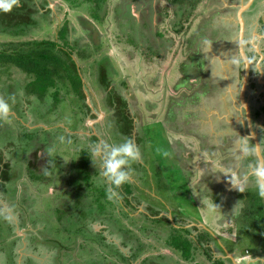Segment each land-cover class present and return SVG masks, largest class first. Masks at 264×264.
Returning a JSON list of instances; mask_svg holds the SVG:
<instances>
[{
  "label": "rangeland",
  "instance_id": "rangeland-1",
  "mask_svg": "<svg viewBox=\"0 0 264 264\" xmlns=\"http://www.w3.org/2000/svg\"><path fill=\"white\" fill-rule=\"evenodd\" d=\"M34 1L41 7L45 6L43 15L34 14V17L37 18V25L31 28L28 35L12 36L0 33L1 42L55 39L58 30L66 21L73 28L72 40L81 39L82 43L91 42L90 30L81 23V18L90 20L88 1L79 0L81 4L75 6H71L67 0ZM126 1H104L103 13L107 11L108 15L103 23L96 21L94 23L99 33L98 42L101 44V49L90 57L82 59L80 66L83 78L90 85L92 70H94L93 63L108 56L111 61L110 65L113 64L114 68L113 77L111 74L114 84L119 86L122 80L127 82L126 93L130 98L131 112H133L136 124L134 134L138 132L141 136V142H135L140 149V158L130 165L124 166L131 176L129 184L132 185L134 192L129 198L135 208L128 205L119 192H114L118 200L114 207L113 220L106 225L101 221L94 225L95 230H104L109 241L114 242L113 246L95 245L89 247L86 244L82 245V238L79 236L68 237V231L64 229L65 226L58 221L57 208L65 210V214L70 212L67 204L74 196L69 191L72 190L68 182L70 167L79 150L88 147L92 151L94 148L95 143L92 141L93 134H90V125H93L98 130L99 136L104 138V144L115 146L129 139H126V135L122 134L117 126V116L112 113L105 114L107 108L98 109L97 113L102 112V114L96 122L86 120V112L80 109L82 102L73 95H67L65 89L61 90L65 97L63 99L60 96L61 101L58 105L51 103L52 97H46L39 101V104L38 102L37 104L26 102L28 100L24 98L22 107L27 112L23 114L24 110L18 108L19 103H12L7 99L6 96H10L9 93H15V89L7 90L8 86L4 82L7 78L2 75L0 77V98L8 100L12 105V113L7 120H0V145L6 146L11 143L14 146L11 147L8 144L4 156L6 163L13 166L9 180L13 183L6 186L5 189L7 193H14L15 197L9 195L8 197H11L10 204L5 202L4 207H0V214L4 213L5 215H0V226L3 227L0 230V262H3L7 256L6 264H13L15 251L13 252L12 249L15 246V250L18 248L24 254L34 255V258L21 255L18 264H22V262L29 264H90V262L109 264L110 260L116 259L112 249L116 245H120L122 250L128 254L133 250L139 254L134 264H141L142 259L147 256H150V259L156 258L154 262L160 264H212L208 256L203 253L202 246H198L199 243H196L197 249H195L197 257L194 260H186L166 244V235L159 236L160 234L157 232L146 233L143 231L144 226L153 227V225L157 227L156 230L160 229L166 233L171 231L169 228L172 224H169L168 228L167 225L153 224L148 220V215L152 213L150 208L153 206L157 210H161V214H173V220L170 219V222L179 221L183 227H191L195 223L207 227L216 235L215 238L209 237L216 243L215 247L227 252L226 255L211 247L214 251L213 255L229 257L234 261L233 264H248V254L252 255L261 245L260 242H257V231L252 232L253 235H247L249 228L246 231L243 229L239 231L235 227L236 229L230 228V232H228L229 224L224 223V236L220 235L222 226L219 225L222 222H219L220 218L225 215L224 205L222 202L216 203L214 197H208L204 184L198 185L205 173H208L207 175L212 181L215 179L216 185L217 179H222L223 175L230 179L235 177L233 174H236L223 164L222 151L228 149L223 145L222 136L225 134V130L216 125L217 119L222 118L220 114H216L219 112L216 108L218 109L221 104H218L219 106L217 103L215 104L216 98H218V96L215 97L218 94L219 86L217 85H219L221 76L232 79L231 73L235 71L234 61L228 57L233 53L227 47V43H224L226 48L218 46L215 40L218 38L216 33H214L213 39L210 37L213 34L212 18H215L216 25L224 27L235 21L237 9H229L220 4L222 9L215 15L216 12L210 10L209 3L212 0H202L197 7L191 6L187 1L182 8L175 7L168 0H154L156 9H161L159 12L162 13L160 15L158 13L161 21L155 15L150 18V11H146V17L143 20L147 25L143 26L142 20L140 23L137 21L133 31L130 24L119 27L118 23L119 19H122L121 23L127 22L121 16L118 18L116 13L118 7H121V4ZM152 1L143 0V4L149 6ZM229 1L225 0L222 3L225 4ZM187 11L191 13L189 20L185 19L187 21L184 23L185 30L176 35V31L173 30L169 21L177 14L181 18L182 13ZM247 14L250 15V13ZM3 15V12H0V17L6 16ZM51 15L54 16L49 22ZM183 17L185 16L183 15ZM158 22H161L158 26L162 34L154 31L157 28L155 23ZM204 29L209 30L207 31L209 35L204 33ZM148 39L149 42H147ZM171 40L173 44L170 46L168 56L160 59L157 52L168 50V41L171 42ZM137 43L141 45H136ZM151 45H153L152 48ZM90 46H92V42ZM193 54H197L202 60L205 59L204 56L209 58L208 64L203 68V70L207 69L208 73L204 74L199 71L197 76L190 75L189 80H185L182 71L186 64H195L191 58ZM7 80H13L12 83H14L16 78L13 75ZM185 81L190 83L183 85ZM92 84L94 85V83ZM92 84L89 89L91 100L88 101L95 105L101 100V96L98 95L101 91L97 90V93ZM210 84L212 88H210ZM208 93H213V100H205L204 96L196 99L197 96ZM220 99L223 97L221 96ZM92 100L95 101V104ZM193 105L198 110L196 119L191 114L194 109ZM47 109L51 111H47ZM211 110H213L212 113ZM106 115L110 117L105 118ZM193 120H196L197 123ZM23 125L37 130L40 141L46 143L39 151L31 149L36 143L33 142L36 138L28 139ZM180 139L182 141H179ZM178 142H183L184 145ZM227 147L230 148V145ZM175 150L180 153L184 152L189 157L191 155L190 160L185 162V166H189V170L185 172L190 175V181L188 179L184 181L185 176L181 171L183 159L181 160L179 153L176 154ZM92 159L96 163L97 175L103 178L102 182L105 179L109 182L104 176L102 155ZM39 164H42L41 167ZM31 169L40 176H44L47 182L35 181L31 176ZM159 169L162 170L163 177L159 174ZM54 173H57V177L50 178ZM2 191L0 190V193ZM254 194L255 192H252L250 196ZM240 196L242 198L239 200L241 209L247 213L242 214L246 220L245 224L254 228L258 215L259 221L264 222V211L261 207L259 206L255 211L248 205L251 204V201L244 200L243 194ZM254 196L256 199L258 198L256 194ZM219 197L220 201L224 199L220 193ZM63 218L64 221L69 219H66L65 215ZM181 218L184 221H181ZM235 223L234 220L231 226ZM124 227L131 230V234L130 232L125 233ZM241 227L243 228V226ZM177 231L187 234L189 238H191L190 235L193 237L192 233L186 232L182 228L176 229ZM241 237L243 240L240 239ZM194 238L196 239V237ZM212 241L206 243V246L212 245ZM5 250L7 254H5ZM261 255L264 259V254ZM258 261L256 259L252 263L257 264Z\"/></svg>",
  "mask_w": 264,
  "mask_h": 264
},
{
  "label": "trees",
  "instance_id": "trees-1",
  "mask_svg": "<svg viewBox=\"0 0 264 264\" xmlns=\"http://www.w3.org/2000/svg\"><path fill=\"white\" fill-rule=\"evenodd\" d=\"M68 1L71 6L81 4L79 0ZM85 1L90 3L89 14L94 19V21L103 23L105 17L108 15L107 11L103 13L105 0ZM94 1L95 4L93 3ZM187 1H189L193 7H197L199 3L202 2V0H168L169 3L174 4L177 8H182L183 4H186ZM153 5L154 4L150 3L149 6H147L143 4L142 0H127L125 3L121 4V7H118V10H116L117 17L119 18V16H121V18H125L127 21L121 23L122 19H119V27L120 25L126 26L130 24L132 30L134 31L135 22L137 24V21L140 23L141 20L143 26H146L147 23H145L143 20V18L146 17V11H150V18H153L152 15L158 16V13L159 15L162 13L158 10V12L154 11L156 10V6L154 5V8ZM43 8H45V6H39L34 0H21L20 7L13 8L11 12L3 13L6 16L3 15L4 17H0V33L12 36L28 35L31 28L37 25V18L34 17V14L43 15L41 10ZM187 10L190 11V9ZM189 11L182 13L181 18L179 14H177L176 17L174 15V18L169 21V23L172 24L173 30H175L178 34H181V32L185 30L184 23L186 20H189V15L191 13ZM183 15L185 17H183ZM159 20L161 21V17H159ZM81 23L85 28L90 30L89 38L91 39L92 46H90L91 42L82 43L81 39L72 40L73 28L70 26L68 21H66V23H64L63 26L58 30L57 38L55 39H31L27 41L15 42L0 41V77L3 75L9 79L14 75L16 78L14 83H12L13 80H4L8 86L6 87L7 90L11 91L12 89H15V93H9L10 96H6L10 102L20 103L24 100V98H26L28 100L26 102H35L36 104L38 102L39 104V101L44 100L46 97H52L53 101L51 103L58 105L61 101L60 96H62L63 99L65 97L61 92L62 89L66 90L67 95L70 94L78 99H85L86 94L83 91V74L80 73V61L90 57L93 53H96L97 50L101 49V44L98 42L99 33L97 32L94 23L86 18H81ZM155 26H157V24ZM154 31H158L160 34H162L161 31H159V26L154 29ZM149 39L147 42L150 41ZM136 45L141 44L137 43ZM150 47L152 48L153 45ZM144 49L146 50L145 46ZM160 51L157 52L159 53L158 56L160 59L165 58L166 51ZM191 58L193 61H195V64H186V66L184 64L185 67L182 72L185 75V80H189L190 75L197 76L199 71L203 72L204 74L208 73L207 69L203 70L205 63L201 57H198L197 54H193ZM93 64L94 70H92L91 80H95L97 84L101 85L100 89H103L102 93H104L107 97L105 103L108 104V108L111 110L110 113L117 116V126L120 128L122 134L126 135L127 140L131 139L134 141V143L141 142V136L138 134V132L134 134V128L136 125L135 117L132 116V112L129 111L128 99L124 96L122 91H116L115 87L111 86V82L113 80L111 79V74L113 77L114 68L113 64L112 66L110 65L111 61L109 57L104 56L99 60H96ZM121 83L123 87L127 89V82L122 80ZM188 83L190 82L185 81V84L183 85H187ZM199 97L197 96V98ZM80 109L86 112L87 117V114L90 111V108L87 106V104L84 103V106L82 105ZM21 110H24V112H22L23 114L27 112V110H25L23 107ZM47 111L51 110L47 109ZM23 126L24 132L27 134L28 139L32 140V138H36L33 140V142L36 143H34L31 149H38L39 151L41 148H43L46 143L40 141L37 130L30 129V127L25 125ZM45 133H47V131H45ZM92 139L97 140V137L92 136ZM47 142L49 143V141ZM180 144L184 145L183 143ZM90 153V148L83 147L78 151L77 156L72 161L68 182L72 188V190L69 191L72 192L74 196L67 204V206H69L68 209L70 210L68 214H65V210H62L59 207L57 208L58 221L61 225L65 226L64 229L65 231H68V237H81V241L83 242L82 245L86 244L89 247H94L95 245L100 247L113 246L114 242L109 241V238L104 233V230H95L94 225L98 221H101L102 224L106 225V223H110V221L113 220L115 216L114 207L116 206V201L114 202L107 198L108 190H111L112 192H119L122 196V199L125 200L128 205L135 208L132 200L129 198V196L133 195L134 189L132 185L129 184V182L123 184L120 188L112 185L110 180L107 182L105 179L102 182L103 178H100L97 175V170L95 169L96 163L93 161V156ZM175 153L177 154V150H175ZM5 166L6 169L2 173V178L5 181H9L11 178V167L8 163L5 164ZM182 173L185 176L184 181H186V179L190 181V175L185 172V170H183ZM159 174H161L162 177L164 175L160 169ZM207 174L201 178L198 185H203L204 183H207L208 185L213 184L210 176ZM31 176L35 181H40L43 183L47 182L45 181V177L42 175L40 176V174L36 173L35 170L31 171ZM56 177L57 173H54L50 176L52 179H55ZM208 190L209 189L206 187L205 191L207 194ZM254 195L250 196V208H253L255 211H257V208L260 206L262 211H264V198H261L258 194H256L259 198V200H257L258 198L256 199ZM253 196L254 198H252ZM12 197H15L14 193H12ZM210 197H214L216 203L221 202L217 190H213ZM136 199L137 197L135 200ZM118 203L121 205L120 202ZM151 212V215H148V220L150 222L158 225L166 224L168 228L169 224H172L169 228L171 231L166 233L160 229L156 230L157 227L154 225L153 227L144 226L142 230L146 233L149 231L157 232L160 234L159 236L166 235V244L176 250L182 258L186 260H194L197 257L195 250L197 249L196 243H199L198 246H202L201 249H203V253L208 256V259L212 264H233L229 263L230 259L228 258L222 256L217 257L213 255L212 248L205 245V243L212 241L213 237L215 238L213 233L207 227L198 225L183 227L179 221L170 222V218L160 215L161 210H157L153 206L151 207ZM63 215H65L66 219L69 218L68 221H64ZM183 219L181 221H184ZM239 222L242 224V221ZM0 227L3 228L2 226ZM66 227L69 228L67 229ZM235 227H238V230L241 231L237 219L236 223L230 228L234 230ZM179 228L186 230V232L192 233L193 237L190 235L191 238H189L187 234L179 233V231L176 232V229L179 230ZM124 229H126L125 233L128 234L130 232L131 234V230L125 227ZM194 237H196V239ZM209 237L212 238L210 239ZM92 250L95 251L94 248H92ZM112 250L113 253H115L116 259L110 260L109 264H132L133 261H136L139 256V254L134 252V250L130 253V255H127L119 245H116ZM154 259L146 257L142 260L141 264H150L151 262L154 264H160L154 262L156 261ZM90 264L93 263L90 262Z\"/></svg>",
  "mask_w": 264,
  "mask_h": 264
},
{
  "label": "flooded vegetation",
  "instance_id": "flooded-vegetation-1",
  "mask_svg": "<svg viewBox=\"0 0 264 264\" xmlns=\"http://www.w3.org/2000/svg\"><path fill=\"white\" fill-rule=\"evenodd\" d=\"M83 1H85V0H83ZM216 1L222 2V0H220V1L216 0ZM248 1L249 0H230L229 1L230 5L228 6V8L229 9H232V8L237 9V12H238L242 6V3H248ZM142 2H143V0H142ZM87 3H88V5L90 4L89 2H87ZM93 3L95 4V1ZM152 4H154V0L152 1ZM89 7H90V5H89ZM154 8H155V6H154ZM89 9L90 8H88V11H89ZM221 9H222L221 6L210 7V10H212L213 12H216L215 15H217V13L219 11H221ZM41 10H42V13H44L45 9H41ZM157 10L160 11L161 9H156L154 11L158 12ZM51 11H52V9H51ZM237 12H236L235 21H232L233 23H228L229 25H226L224 27L223 26L220 27L219 25H216L217 23L215 21V18H212L211 27H212L213 34L210 38L213 39V35H214V33H216L218 38H215V37L214 38H215L219 47L222 46V48H223V46H224L226 48V45L224 43L228 44L227 47L233 53L231 56H228V57H231L233 59L234 63L233 62L232 63L234 64V67H235V71L231 73L232 79H230L228 77L226 78L225 76H221V79L219 80V85H217V86H219L217 89L218 94L215 97L218 96V98L216 99L217 105L221 104L220 107H218V109H219V112H220V115L222 116V118L220 120L217 119L216 125L218 128H224L225 132L226 131L229 132V135H227L228 137L225 138V141L223 142L224 147L228 149V150L223 149V151H222V158L224 161L223 164L226 166V168L231 169L233 171H236L237 175L236 174H233V175L237 177V180L239 179L242 182V184L235 186V188L237 189L236 191L239 190L240 192L245 193L246 197L245 196L243 197L244 200H251L250 193L255 192L256 194H258V190H255V189H257V187L255 185L254 178L250 175V172H251V168L253 166L260 163V158L256 152V142L251 137V134H250L249 124H248V120H247L248 112H247V109H246L245 105L242 103L241 98H240V94H241L243 82H244V77H245L246 64H245V61L240 54L239 45H240V39L241 38H239V32L241 29V25L239 24V21L237 18ZM247 13H250V15H248ZM53 16L54 15L50 16L49 22L52 21ZM89 16H90V14H89ZM243 16L246 20V29H245L246 31L244 34L243 46H244L245 53H246L248 59L250 60V74H249V82H248L247 89H246V101L249 104L248 106L250 109L252 128L254 129V131L258 137V140L260 142L261 153H262V156L264 158V38L263 39L260 38L262 36L264 37V0H254L253 4L244 12ZM90 20L93 23H95L94 19L91 16H90ZM158 24H160V22L157 23V27H158ZM155 25H156V23H155ZM207 31H209V30L204 29L205 34L209 33ZM207 35H209V34H207ZM172 44H173L172 41L171 42L168 41V45H169L168 50L164 49L166 51L167 56H168L169 50L171 49L170 46H172ZM232 46H233V48H232ZM204 57H205V59L203 61L205 63L204 64V66H205L208 64L209 58L206 56H204ZM228 60H230V59H228ZM212 65H216V64H212ZM215 69H216V67H215ZM80 73L82 74L81 71H80ZM234 78H235V80H234ZM82 80H83V91L85 92L86 97L84 100H82V99H79V100L82 102L83 106L85 103L90 108V111L87 114L86 120L89 119L91 122H94V121L96 122L97 119L102 114V112H100L99 114L97 113L98 109L103 110L104 108H107V111H105V114H107V115H109L108 113L111 112V110L108 108V104L105 103L107 97L104 93H102L103 89H100L101 85L97 84V82L95 80H92V83H94V85L92 83L91 84L96 89V92H97V90L101 91V93L97 92L98 95L101 96V100L98 104L97 103L95 104V101L92 100L95 105H92V103L90 104L88 100L89 99L91 100V96L89 95V89L91 87V84L88 85V82L84 78H82ZM236 80H237V82H236ZM121 85H122V83H121ZM121 85L119 84V86H116L114 84V80H112V82H111V86L115 87L116 91H122L124 96L128 99L129 111H131L130 98L128 97V95L126 93L127 89H125L123 87V85L121 88ZM210 87L212 88L211 84H210ZM229 88H230V91H229ZM208 94H204V95H200V96H204L203 98L205 100L207 99V97H209L210 99L213 100V98H214L213 93H208ZM221 96L223 97V99H220ZM23 104H24V101H21L19 103L18 108L20 110H21ZM107 115L105 118L110 117ZM132 116H133V112H132ZM89 128L91 131L90 134H93L92 135L93 137L94 136L97 137V140L92 139V141L95 144H101V143L104 144L105 140H104V138L99 136V134L97 133L98 130H96V128L93 125L92 126L90 125ZM179 141H182V140L180 139ZM241 143L246 144L251 149V151L248 154H245L241 150V147L238 150L237 146H238V144H241ZM8 144L11 147L13 146L11 143H8ZM7 145L6 146L0 145V179L2 178V173L5 170V164H7V163H5L6 161H5V157H4L5 148H8ZM227 145H230V148L227 147ZM236 151L241 154L239 158L235 156ZM178 153L180 155L181 160L183 159L182 164H181V166H182L181 171L189 170V168H188L189 166H185L186 165L185 162H188L190 160L191 155L189 157L184 152H181V153L177 152V154ZM41 165L39 164V166H41ZM184 166L186 169L184 168ZM11 167L13 170V166H11ZM205 175H206V173H205ZM206 187L209 189L207 191L208 197H210L213 190H215V191L217 190L216 184L208 185L207 183H204V189ZM240 189H243V191H241ZM248 203H250V202H248ZM222 205H224V204H222ZM248 205H250V204H248ZM241 210L242 211H240V213H239V219L240 220L244 219L242 217V214H247V213H244L245 212L244 209H241ZM160 215L167 216L168 218L173 220V214H160ZM1 229H3V228L0 227V230ZM254 231H257V234L260 233V237L258 236V239H261L260 240L261 242L260 241H258V242L261 243V246H262L261 249L264 250V223L259 221V217L256 220L255 227L250 229V232H254ZM15 235H16V233H15ZM213 235L216 236L214 233H213ZM205 245H206V243H205ZM141 247H143V246H141ZM170 248H172V247H170ZM15 249H16V247L13 246L12 251L13 252L15 251V257H14L13 264H15L16 262H17L16 264H18V261H19L21 255H26L28 257L34 258V255L24 254L21 250H18V248H17V250H15ZM213 249L215 250V248H213ZM139 251H141V250H139ZM219 251L224 252L220 249H219ZM134 252H135V250H134ZM256 252H259V250L256 249ZM224 253L227 255L226 251ZM5 254H7L6 250H5ZM12 254H14V253H12ZM126 254L130 255L128 253H126ZM256 256H257V254H255V253H252V255H251V253H249L248 257H247V261L249 262L248 264H254L252 262H254L256 260ZM6 257L7 256H5V259L3 260V262H0V264H6V259H7ZM147 257H150V256H147ZM222 257H224V255ZM227 258L230 259L229 260L230 263L234 262L231 258H229V257H227ZM134 263H135V261H133L132 264H134ZM262 263H264V261L259 260L257 264H262ZM22 264H29V263L22 262Z\"/></svg>",
  "mask_w": 264,
  "mask_h": 264
},
{
  "label": "clouds",
  "instance_id": "clouds-1",
  "mask_svg": "<svg viewBox=\"0 0 264 264\" xmlns=\"http://www.w3.org/2000/svg\"><path fill=\"white\" fill-rule=\"evenodd\" d=\"M20 4L21 0H0V12H11L13 8L20 7ZM176 35H178L177 32ZM11 113L12 105L8 100L0 98V120H7ZM241 150L245 154L251 151L244 143H241ZM90 154L94 158L102 155L104 176H106L107 179L111 181V184L117 188H120L123 184L131 180L129 171L125 170L124 166L137 161L141 155L139 147L131 139L115 146L103 143L95 144ZM250 175L254 178L258 195L264 198V162H260L253 166ZM240 190L242 191L243 189ZM107 198L114 202L118 200L116 199V193L111 190L107 191ZM235 210L234 208L233 212H235Z\"/></svg>",
  "mask_w": 264,
  "mask_h": 264
},
{
  "label": "crops",
  "instance_id": "crops-1",
  "mask_svg": "<svg viewBox=\"0 0 264 264\" xmlns=\"http://www.w3.org/2000/svg\"><path fill=\"white\" fill-rule=\"evenodd\" d=\"M225 0H222V2H224ZM222 2H217L216 0H212V1H210V3H209V5L211 6V7H213V6H216V7H218V6H220V4H221V6L223 5L224 7H228L229 5H230V2H225V4L224 3H222ZM201 97V96H200ZM200 97L199 98H197V99H200ZM217 99V98H216ZM206 100H211L209 97H207V99ZM217 102L215 101V104H216ZM193 107H194V109H193V112H191V114L194 116L193 118H195L196 119V117H198V113H197V109H195L196 108V106H194L193 105ZM214 108V107H213ZM212 108V109H213ZM216 110L218 111L219 109H217L216 108ZM213 112V110H211V113ZM199 114H200V112H199ZM216 114H220V112H218V113H216ZM215 114V117H217V115ZM200 116V115H199ZM213 116V115H212ZM214 118V117H213ZM194 121V120H193ZM194 122H196V120L194 121ZM197 123V122H196ZM227 135H229V132L228 131H226L225 132V134L222 136V138H223V140L225 141V138H227L228 136ZM241 144H238V146H237V148H238V150H239V148L241 147L240 146ZM4 155H5V152H4ZM240 153L239 152H237L236 151V153H235V156L236 157H240ZM5 157V156H4ZM6 163V162H5ZM11 167V166H10ZM5 169H6V167H5ZM11 170V169H10ZM13 171V170H12ZM233 171V170H232ZM234 172H236V171H234ZM233 174V173H232ZM236 175H237V173H236ZM222 179H217V191H218V193H220V194H222V196H224V199H222V204H224V212H225V215L223 216V217H221L220 218V222L219 223H221V225H219L220 227H221V232H222V234H220V235H222V236H224V231H223V227H224V223L227 225V224H229V227H227L226 225V227H227V231L228 232H230V227H231V224H232V222L235 220L236 221V218H237V220H238V223H239V225H240V228H241V231H242V229L243 230H247V228H249V229H251L250 227H248L246 224H245V222H246V220L245 219H242V220H240L239 219V213H240V211H242L241 210V205H240V203H239V201L238 200H240V199H242L241 198V196H240V194H243V196H245L246 197V195H245V193H243V192H240L239 190L238 191H236L237 189L235 188V186H238V185H240V184H242V182L238 179L237 180V177L235 176V177H231L230 179H228V176H226V175H223V177H221ZM226 179H228V180H226ZM231 180V181H230ZM212 181V180H211ZM229 181V182H228ZM13 183V181H5L3 178H1L0 179V187H1V189L0 190H3L1 193H0V207H4V204H5V202H7L8 203V205L10 204V202H11V197H8L9 195L10 196H12V193L10 192V193H7L6 192V186H8L9 184H12ZM212 183H214V184H216L215 183V179L212 181ZM243 191V190H242ZM236 209L235 210V212H233V209ZM4 212V211H3ZM1 215H4V213H1ZM4 218V217H3ZM225 221V222H224ZM239 221H242V224L239 222ZM194 225H198V226H200V224H194ZM218 225V224H217ZM241 226H243V228L241 227ZM238 228V227H237ZM232 232V231H231ZM249 234H252L253 235V233L252 232H248L247 231V235H249ZM243 235V234H242ZM256 235H258L259 237H260V233L259 234H256ZM241 236V235H240ZM247 237V236H246ZM240 239H242L243 240V238L241 237ZM261 239H258L257 240V242L258 241H260ZM247 241H250V240H247ZM257 242H256V244H257ZM261 242V241H260ZM216 246V243H214V242H212V245H210V247H213V248H216L215 247ZM261 245L260 246H258V249L257 250H259V252H253V253H256L257 254V256H256V259L257 260H264L263 259V257H262V255L261 254H264V250H262L261 249ZM216 249H218V248H216ZM219 251V250H218ZM264 256V255H263Z\"/></svg>",
  "mask_w": 264,
  "mask_h": 264
},
{
  "label": "water",
  "instance_id": "water-1",
  "mask_svg": "<svg viewBox=\"0 0 264 264\" xmlns=\"http://www.w3.org/2000/svg\"><path fill=\"white\" fill-rule=\"evenodd\" d=\"M254 0H249L248 3H242L241 8L239 9V11L237 12V18L239 21V24L241 25V29L239 32V38L240 39V54L242 56V58L245 61L246 64V69H245V77H244V82H243V87H242V91L240 94V98L242 103L245 105L247 112H248V116H247V120H248V124H249V130H250V134L251 137L255 140L256 142V152L260 158V162H264V158L262 156L261 153V146H260V142L258 140V137L254 131V129L252 128V123H251V117H250V109H249V104L246 101V89H247V85L249 82V74H250V60L248 59L245 50H244V46H243V41H244V34H245V29H246V20L243 16L244 12L253 4Z\"/></svg>",
  "mask_w": 264,
  "mask_h": 264
}]
</instances>
